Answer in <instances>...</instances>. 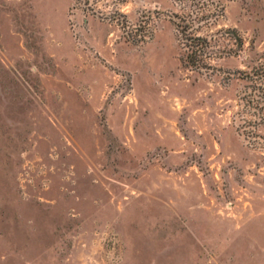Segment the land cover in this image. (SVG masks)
Instances as JSON below:
<instances>
[{"label": "rangeland", "instance_id": "obj_1", "mask_svg": "<svg viewBox=\"0 0 264 264\" xmlns=\"http://www.w3.org/2000/svg\"><path fill=\"white\" fill-rule=\"evenodd\" d=\"M263 64L264 0H0V264H264Z\"/></svg>", "mask_w": 264, "mask_h": 264}, {"label": "trees", "instance_id": "obj_2", "mask_svg": "<svg viewBox=\"0 0 264 264\" xmlns=\"http://www.w3.org/2000/svg\"><path fill=\"white\" fill-rule=\"evenodd\" d=\"M205 16H199L198 18H202ZM176 26L179 27L180 35L186 37V43L190 47V52L185 57L186 63L188 65L199 67V66H209V61L206 60L207 53L210 54V51L206 49L211 45L210 41L207 37L199 34H194L192 30L195 28L194 24L192 23V19H186L185 16L180 17L179 20H176ZM232 35L236 38H240L236 33L234 28H227ZM251 75L264 78V64L259 65L253 69Z\"/></svg>", "mask_w": 264, "mask_h": 264}]
</instances>
